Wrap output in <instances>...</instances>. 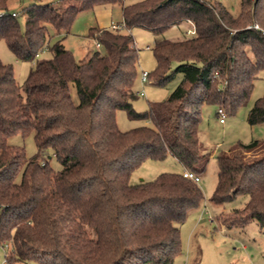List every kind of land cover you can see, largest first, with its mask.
<instances>
[{
    "label": "trees",
    "instance_id": "16d2710c",
    "mask_svg": "<svg viewBox=\"0 0 264 264\" xmlns=\"http://www.w3.org/2000/svg\"><path fill=\"white\" fill-rule=\"evenodd\" d=\"M8 1L0 0V41L24 61L48 45L49 25L68 30L80 12L118 2L31 0L17 13ZM127 1H119L125 29H91L103 52L84 61L59 42L21 86L0 59V245L11 249L6 264H174L182 252L181 226L206 199L199 184L176 173L138 185L130 178L146 160L169 156L203 175L211 153L200 140L201 109L208 104L235 113L249 101L264 71V32L252 26L264 25V0H241L237 17L218 1ZM190 22L195 35L163 36ZM138 27L158 36L157 69L149 79L163 85L183 75L170 98L145 113L133 107L140 75L132 30ZM120 110L151 126L122 132ZM248 122L264 123V97ZM17 135L34 136L35 156L9 143ZM52 157L60 171L50 166ZM217 162L210 201L246 198L222 225L244 229L256 222L264 229V141L239 143Z\"/></svg>",
    "mask_w": 264,
    "mask_h": 264
},
{
    "label": "rangeland",
    "instance_id": "374dc122",
    "mask_svg": "<svg viewBox=\"0 0 264 264\" xmlns=\"http://www.w3.org/2000/svg\"><path fill=\"white\" fill-rule=\"evenodd\" d=\"M119 1L124 2L125 0L105 1L80 12L68 30L58 31L49 25L48 45L40 51L38 57L30 61L18 59L10 50L7 42L1 40L0 59L4 64L13 67L17 82L21 86L26 83L39 61L52 57L51 48L59 42L73 54L76 61H84L89 54L98 50L95 44L96 40L91 36V29H110L112 21L115 23L123 22L122 5ZM207 1L222 2L235 17L241 12V0ZM41 2L57 4L59 0H41ZM127 2L132 1L128 0ZM30 4L31 0H9L8 9L20 13L23 8ZM20 19L21 25L24 27L25 18ZM252 26L264 32V25L255 24ZM189 27L190 25L181 23L167 29L163 36L168 39L184 38ZM132 36L139 51L140 77L143 71L152 75L157 69L153 49L158 36L139 27L132 30ZM140 77L136 85V92H144L145 95H138L133 107L136 112L145 113L149 110L150 104L167 101L181 83L183 75L175 74L163 85L154 84L151 78L143 84ZM73 97L77 101L75 89H73ZM262 97H264V71L255 80L249 101L239 107L235 113H227L225 123L220 122V117L217 114L218 107L208 104L202 107L199 125L200 138L205 149L213 154L198 183L206 199L201 208L191 213L181 226L183 249L181 254L176 257L174 264H264V229H261L256 222H250L244 229L230 230L222 225L225 219L236 216L234 210L241 209L246 198L242 197L222 205L210 201L218 184L217 156L229 152L239 143L249 144L254 140L264 141V123L251 125L248 122L249 111ZM116 117L122 132H128L142 126H151V122L147 120L131 119L124 110L118 111ZM9 143L15 147L23 148L28 158L37 154L33 135L26 138L17 135L10 138ZM49 163L55 171L62 169L60 162L55 157H52ZM184 170L183 165L172 156L163 161L148 159L133 172L130 183L138 185L142 182L153 181L163 173L181 175ZM10 251L9 247L3 248L0 245V264H6V257Z\"/></svg>",
    "mask_w": 264,
    "mask_h": 264
},
{
    "label": "built area",
    "instance_id": "2783aa9c",
    "mask_svg": "<svg viewBox=\"0 0 264 264\" xmlns=\"http://www.w3.org/2000/svg\"><path fill=\"white\" fill-rule=\"evenodd\" d=\"M12 15L16 16L17 14L14 12ZM111 29L112 30H116V31L124 30L125 29V24L124 23H122V24H113L111 26ZM195 34H196V27H195V25L193 23L190 22V27L188 28V30L186 32V35L187 36H193ZM95 44H96V48L97 49H101L102 46H101V44L99 42H96ZM148 48H150V47H148ZM141 81H142L143 84H145V83H147L149 81V73L148 72L143 71V73L141 75ZM139 94L141 96L145 95L144 92H140ZM217 114L220 117V122L221 123H225L226 112H225L224 108L219 107ZM182 175H183L184 178L193 180L196 183L200 182V175H197L196 173H194V172H192V171H190L188 169H185Z\"/></svg>",
    "mask_w": 264,
    "mask_h": 264
},
{
    "label": "crops",
    "instance_id": "0c3cea01",
    "mask_svg": "<svg viewBox=\"0 0 264 264\" xmlns=\"http://www.w3.org/2000/svg\"><path fill=\"white\" fill-rule=\"evenodd\" d=\"M122 12H123V9H122ZM123 23V22H122ZM122 23H115V22H113L112 21V23H111V25H110V27L109 28H111V26L113 25V24H122ZM188 25H190L189 23H188ZM102 29V28H101ZM140 79H141V77H140ZM137 95H140L139 94V92H137ZM141 96V95H140ZM200 140H201V138H200ZM202 142V141H201ZM203 143V142H202ZM203 145H204V143H203ZM213 154L211 153V156H212ZM224 227V226H223Z\"/></svg>",
    "mask_w": 264,
    "mask_h": 264
}]
</instances>
